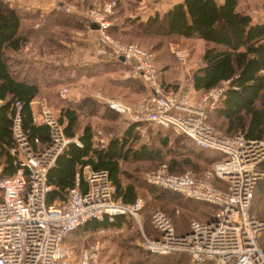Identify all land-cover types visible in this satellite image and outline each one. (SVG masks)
Returning <instances> with one entry per match:
<instances>
[{
	"label": "trees",
	"instance_id": "trees-1",
	"mask_svg": "<svg viewBox=\"0 0 264 264\" xmlns=\"http://www.w3.org/2000/svg\"><path fill=\"white\" fill-rule=\"evenodd\" d=\"M250 1L181 0L166 11H157L141 19L135 15L139 0H116V9L112 15L113 21L109 31L123 41H131L127 39L131 32L143 34L157 30L163 36L157 43L159 49L166 47L168 50L170 42L184 38L199 40L202 62L191 76L194 88L203 90L221 80L230 81L225 95L210 109L208 121L227 135L240 131L246 137L260 138L264 135V22L255 20L251 16L247 6ZM37 22L41 24L35 26ZM80 24V18L65 12L61 5L42 13L39 10L32 12L21 9L17 3L10 0H0V98L3 99L0 104V178L11 175L16 169L14 158L9 151L12 142L13 116L16 111L15 101L21 102L20 114L26 134L32 143L38 138L39 142L34 143V146H41L50 140L49 128L46 124H36L32 121L33 112L30 102L33 99H45L49 105L59 109L58 119L61 123L65 120L64 130L68 136H73L76 127L79 126L80 121L82 122L81 133L78 136L80 143L70 141L47 172L48 184L51 185L46 196L48 204L53 203L55 199L65 197L68 189L75 184L76 171L88 164L93 168L107 170L110 180L116 187V196L123 201H133L137 196L143 199L140 212L144 214V219L149 224V230L147 227L146 231L152 229L150 212L157 207L166 212L178 232L188 229L189 217L185 213L186 210L181 212L177 208H189L190 202H196L195 204L198 205L190 210L194 212L195 217L192 218L207 219L210 212L215 209L214 204L209 202L206 204L205 201L150 184L145 180L143 173L165 163L168 170L173 173L190 169L199 174L221 158V152L201 148L191 138L179 135L169 127L155 125L152 134L135 146L141 138L137 122L127 126L120 140L114 136L103 148L93 146L94 126L90 119L85 121L82 118L80 109L87 107L97 114L101 108L100 104L88 96L76 103L60 96V87L63 84L70 85L72 82L69 78L68 66L60 63L54 66L45 61L40 64L27 63L20 57L24 47L31 42L42 55L61 53L65 47L59 43L58 38H63L59 33L67 37L70 30ZM114 61L117 64L121 63L117 59ZM121 66L119 64L116 66L119 67L117 76L125 70ZM168 66L166 65L164 69ZM85 67L87 66H80V68ZM106 80L110 84L107 88L111 92L119 90L133 96L138 94L137 91L140 89L128 78L109 77ZM114 83H118L120 87ZM163 83L166 90H176L170 88L175 86L174 84L164 81ZM122 84L129 86L128 90H125ZM114 88L117 90L114 91ZM107 120L102 119L100 123L102 128L107 132H116L114 122ZM98 123L96 120L95 125ZM177 144H183L185 149L180 150ZM200 150L210 154L211 160L202 157L199 154ZM261 168L264 169V161L261 163ZM139 172L142 175H139ZM214 181L215 185L220 186L217 180ZM261 195H264V177L256 184L251 205V212L264 219ZM170 196L180 201V204L175 203L172 214H170ZM171 204L173 205L172 202ZM175 216L180 217L182 222L175 220ZM129 224L130 222L121 214L115 215L113 220L90 219L72 231L66 241L73 244L69 240H73L79 233H92L96 236L99 235L98 231L113 230L116 227L119 230L121 226ZM133 231L135 235L137 233L141 235L139 228ZM263 235L264 232L261 236L262 241H264ZM118 240L123 241L122 245L127 248L128 242L132 243L120 236ZM134 247L144 254L142 264H150L151 261L154 264L161 261H170V264H188L190 261L187 252L161 256L148 250L140 251L135 245Z\"/></svg>",
	"mask_w": 264,
	"mask_h": 264
},
{
	"label": "built area",
	"instance_id": "built-area-1",
	"mask_svg": "<svg viewBox=\"0 0 264 264\" xmlns=\"http://www.w3.org/2000/svg\"><path fill=\"white\" fill-rule=\"evenodd\" d=\"M116 0H108L102 12H94L87 24H98L103 32L97 49L90 57L77 60L89 66L98 59H119L123 56L129 66L128 75L139 78L147 93L130 104L116 98L93 95L92 98L117 109L124 118L137 122L141 136L148 134V126L171 128L175 133L191 138L204 149L221 152L209 169L194 173L184 169L179 173L168 170L165 163L145 171V180L182 195L215 205L207 219L191 218L186 231L178 232L170 217L161 208L150 212V221L157 233L142 231V246L153 253L187 252L188 264H264V219L251 212L256 184L264 177V135L246 137L238 131L233 135L215 129L208 121V113L225 95L229 79L200 90L195 98L186 92L166 90L159 80L153 51L133 41H122L108 32V16L113 13ZM264 13V12H263ZM174 54L180 60L187 57L184 49ZM68 92L63 86L61 95ZM3 99L0 98V104ZM12 122V142L9 151L14 158V173L0 178V264H107L99 239L76 248L66 241L78 226L90 219L113 220L121 214L133 217L139 225L143 199L136 197L125 202L116 196V187L103 168L86 164L75 173V184L62 202L48 204L50 188L47 172L70 141L58 115L42 101L32 113V121L46 124L50 140L34 146L22 126L21 102L15 101ZM118 134L98 127L94 145L103 148ZM84 180L86 188L81 189ZM214 180L220 184H214ZM264 204V195H263Z\"/></svg>",
	"mask_w": 264,
	"mask_h": 264
},
{
	"label": "crops",
	"instance_id": "crops-1",
	"mask_svg": "<svg viewBox=\"0 0 264 264\" xmlns=\"http://www.w3.org/2000/svg\"><path fill=\"white\" fill-rule=\"evenodd\" d=\"M10 1L13 3H17L18 6L21 7V9L30 10L32 12L39 10L40 12L44 13L48 10L55 9L59 5H61L65 11H67L68 13H71L69 9H67L66 7V4L69 2L66 0H10ZM93 1H96V0H93ZM179 1L181 0H139L138 5L136 7L135 15H138L141 19H145L149 15H152L157 11L168 10L174 3L179 2ZM77 3L79 5H83L84 1L81 0V1H78ZM81 20L83 21V19ZM91 25L92 24H87V25L83 24V26L86 28V31L80 32L82 36H75V39L78 44L76 45L77 46L76 50L83 51L86 47H91L93 45L95 28H93ZM174 44H176V46L169 45V49L174 48L171 51L173 55L170 58H169V55L165 53L167 52L166 47H162L155 52L154 62L159 72V80L164 89H165V85L163 81L165 83H170V84L175 85V86H170V88H175L176 91L178 92L184 91L188 94L190 98H195L198 95L200 90L194 88L192 81H191V76H192L193 71L198 66H200L202 62V56H201L202 50H201L200 41L196 39H191V38H184L178 41V43H174ZM179 48L184 49L187 52V57L184 60H180L174 54V51ZM57 55L58 53L55 54V58H57ZM29 58L30 60H28L27 58L25 59L27 63L40 64L42 61H45L54 66L58 65L59 63L68 66L67 67L69 69L68 73L70 75L69 78L72 79V82L70 85L63 84L60 87L59 91L61 90L63 86L68 87V92L65 95H61L60 93L59 94L61 97L73 103H76L81 98L87 97V96L90 97L93 101H95L92 98V96L100 95V96H105V97H110V98H116L124 104H130L131 102L134 101L136 97V96H130V94L125 93L123 91L117 90L115 92H111L108 89L109 88L108 85L110 84L107 83L108 81L106 79H109V77H111V79H118V77L123 78V79L124 78L130 79L129 78L130 76L128 75V71H129L128 64L122 59H117L121 61V63H118V64L122 65L121 67L125 68V70L120 76H117V72H118L117 68L119 67H116L118 66L117 62L114 61L116 59H110V60L109 59H106V60L99 59V60H95L91 65L85 68H80L81 65H79L77 60H74L73 58H71V60L53 59V58H48V56L44 57V55H42L41 53H38L37 55H33L32 57H29ZM166 65H169V66L164 69ZM101 81H103V83H101ZM114 84L120 87L118 83H114ZM121 86L124 87L125 90H128L129 86H125L124 84H122ZM71 92H75V95L70 96ZM42 101H46V100L45 99H33L30 102L32 112H35L39 109ZM97 103L100 104V107H101L99 112L95 114L92 111H90L87 107H82L80 109L82 118H84V120L87 121L90 119V117H95L97 121H100L99 125L98 124L95 125L96 119L95 120H93L92 118L90 119V122L94 126V130L98 127L102 128L100 124L102 122V119L112 120L115 125V131L118 134L117 137L120 140L124 130L127 128L128 125L132 123V121L124 118L123 117L124 115L122 113H120L117 109L109 106L108 104L101 103V102H97ZM49 106L55 111L57 115H59L58 108L51 106V105ZM81 123L82 122L80 121L79 126L76 127L75 134L69 137L78 138L79 134L81 133V128H80ZM62 124L63 125L65 124V120L63 121ZM154 128H155L154 125H149L148 134L145 136H141L140 141L135 146L141 143L142 140L147 139L152 134V129ZM217 130L222 132L218 128ZM92 140H93V146H95L94 145V134H93ZM139 175H142V173L139 172ZM80 187L81 189L86 188V183L84 182V180H81ZM66 196H67V193L65 194V197ZM65 197L55 199L53 202L54 203L62 202L65 199ZM137 197H140V196H137ZM98 232H99V237L103 239V235L100 234L102 231H98Z\"/></svg>",
	"mask_w": 264,
	"mask_h": 264
},
{
	"label": "rangeland",
	"instance_id": "rangeland-1",
	"mask_svg": "<svg viewBox=\"0 0 264 264\" xmlns=\"http://www.w3.org/2000/svg\"><path fill=\"white\" fill-rule=\"evenodd\" d=\"M77 1H81V0H77ZM77 1H69L66 4L67 9H69V11L78 16L81 19H83V21L81 20V24L80 26H76L75 28L71 29L69 34H67V37H65L63 35V33H59V35L63 36V38H58V40L60 41L59 43L62 45V47H65L64 50L61 53H58L57 58H55V53L53 52L50 55H47L48 58H53V59H64V60H71V58H73L74 60H79L83 57H90L93 55L94 51L97 49V40L99 36H102L103 32L101 30H97L95 28V33H94V42L93 45L91 47H86L83 51H78L77 49V41L75 39V36H82V34H80V32L82 31H86V28L83 26V24L87 25V18L89 17V15H92L94 12H102L105 3L108 0H83L84 4L83 5H79L77 3ZM219 1V0H218ZM95 2V3H93ZM117 4V2H116ZM116 4L114 6V11L112 14H110L108 16V19L110 21V25H112V15L115 12L116 9ZM249 10H250V14L251 16L258 21H262L264 22V0H251L250 2H248L247 4ZM73 10V11H72ZM67 12V11H65ZM84 22V23H83ZM39 25V22L35 23V26ZM109 26L106 29V32H108L110 35H112L114 38L116 39H120L116 36H114L113 34H111V32L109 31ZM157 30H155L154 32H145V33H137V32H131L130 35L128 36V40H131L133 42H137L139 43L142 47L147 48L151 51L155 52L157 50H159V45H157V43L159 42V40H162L163 36L161 33H159ZM69 37V38H68ZM122 40V39H120ZM181 40V39H180ZM178 40V41H180ZM123 41V40H122ZM178 41H174V42H170L169 45L172 46H176V44L174 43H178ZM128 42V41H126ZM184 46V45H183ZM187 47V46H186ZM188 48V47H187ZM174 49V48H173ZM173 49H169L167 48V55H169V58L171 57L170 54H172V50ZM189 49V48H188ZM38 53H40V50L36 47V45L34 43H29L26 45V47H24L23 52L20 54L21 58L23 59H28L30 60L29 57H32L33 55H37ZM173 55V54H172ZM46 55H44L45 57ZM129 67V66H128ZM114 76V75H113ZM131 79V81L133 83H136L140 89L137 91L138 94H135L133 96H136L135 100H138L139 98H141L143 95H145L147 93V87L145 85V83L140 80L139 78H135V77H129ZM114 91L117 90V88L113 89ZM140 92V93H139ZM60 93V91H59ZM75 95V92H71L70 96ZM47 103V101H45ZM48 104V103H47ZM49 105V104H48ZM52 106V105H51ZM95 120V117H90V119ZM97 120V119H96ZM98 123V121H97ZM210 123V122H209ZM99 124V123H98ZM212 125V124H211ZM213 126V125H212ZM214 127V126H213ZM215 128V127H214ZM217 129V128H215ZM180 150H184L185 146L183 144L179 145L177 144ZM206 151V150H205ZM199 152V151H198ZM199 154H201L202 157H204L206 160L210 161L211 160V155L210 154H206L204 153V150H200ZM146 171V170H145ZM144 171V173H145ZM143 173V175H144ZM174 199V200H172ZM192 200H189V202ZM261 201H263V195H261ZM171 202L173 203V205L171 204ZM204 202V201H202ZM175 203H179L180 201H178L176 198H173L170 196V214H172V208L175 205ZM196 202H190L189 203V208H177V210H180L181 212L185 211V213L187 214V216L190 218L195 217L193 216L194 212H190V210H193L192 207L197 206V204H195ZM206 204H209L207 202H204ZM186 206L188 205L186 202L184 203ZM172 206V207H171ZM188 207V206H187ZM160 208V207H158ZM179 211V213H180ZM174 214V213H173ZM144 214L139 215L140 218V223L141 225H139V223L133 218V217H128V222H130V224L128 226H121V229L118 230V228L116 227L113 230H104L102 231L100 234L103 235V239L99 237V235L94 236L95 234L92 233H79L77 234L78 236L74 237L73 240H69L72 241V243L74 244V246H76V248L81 247V245L83 244H87L90 241L99 239L101 240L103 243V258L105 260V262L107 264H142V259L144 257V254L138 252L134 245L140 248L141 250H147L146 248H144L142 246V231L141 229L147 228L149 230V224L148 221L144 219ZM176 215H179L178 213H176ZM197 218V217H196ZM179 220L182 222V220L180 219V217H176L175 216V220ZM189 219H187V225L189 222ZM179 224V223H178ZM150 227L152 229L150 231H144L147 235L149 234H155L157 233L156 230L150 225ZM138 230V228L141 231V235H139L138 233L135 235V232L133 231L134 229ZM123 234V235H121ZM118 236H120L122 239H124L125 241H132L128 242V248L125 247V245H122L123 241L118 240ZM264 237V235H263ZM68 240V239H67ZM149 251V250H148ZM151 252V251H150ZM179 253V252H175ZM157 255H171L174 253H169V254H163V253H155ZM155 261V260H154ZM153 261L149 262L150 264H154L152 263ZM155 264H170V261H161L159 263H155ZM177 264V263H176Z\"/></svg>",
	"mask_w": 264,
	"mask_h": 264
},
{
	"label": "water",
	"instance_id": "water-1",
	"mask_svg": "<svg viewBox=\"0 0 264 264\" xmlns=\"http://www.w3.org/2000/svg\"><path fill=\"white\" fill-rule=\"evenodd\" d=\"M92 25V27L93 28H96V27H98V24H96V23H91ZM119 59H122V60H124V58H123V56H120V58Z\"/></svg>",
	"mask_w": 264,
	"mask_h": 264
}]
</instances>
